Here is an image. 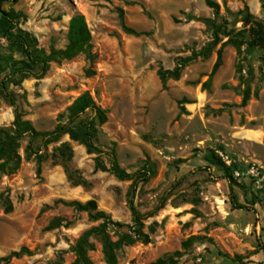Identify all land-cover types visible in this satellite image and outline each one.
Returning <instances> with one entry per match:
<instances>
[{
  "label": "rangeland",
  "instance_id": "1",
  "mask_svg": "<svg viewBox=\"0 0 264 264\" xmlns=\"http://www.w3.org/2000/svg\"><path fill=\"white\" fill-rule=\"evenodd\" d=\"M214 1L217 15L205 0H19L4 6L19 13L18 28L46 53L66 46L75 14L84 16L91 35L92 60L78 55L51 63L40 80L17 76L8 84L22 120L50 132L66 121L74 100L88 93L106 113L94 144L112 151L127 173L147 161L154 165L152 178L136 186L133 202L143 214L162 198L164 207L146 222L150 243L124 248L117 264H150L175 252L180 256L174 264H238L235 256L264 264V55L247 45L237 51L225 44L211 76L227 41L220 34V42L191 61L177 80L163 85L157 76L203 51L213 39V24L238 33L248 14L264 22L259 0ZM123 25L138 34L125 32ZM9 57L23 59L0 40V65ZM246 89L250 98L242 105ZM13 120V108L0 94V129L12 131ZM27 143V137L19 141V168L0 174V258L24 250L8 264H49L63 251L62 264H70V246L92 224L86 214L55 205L58 200H94L113 220L130 223L131 182L95 171L94 155L68 136L39 152L44 156L37 171ZM63 143L72 152L67 161L55 152ZM39 146L38 140L35 150ZM209 152L232 170L237 203L246 208L232 209L222 172L205 160ZM101 158L108 164L107 154ZM55 218L61 226L47 230ZM89 257L105 264L98 244Z\"/></svg>",
  "mask_w": 264,
  "mask_h": 264
},
{
  "label": "trees",
  "instance_id": "2",
  "mask_svg": "<svg viewBox=\"0 0 264 264\" xmlns=\"http://www.w3.org/2000/svg\"><path fill=\"white\" fill-rule=\"evenodd\" d=\"M19 0H0V40L7 42L11 49L21 53L23 59L19 61L9 57L8 63L0 65V94L13 108L14 120L12 122V131L0 129V174H11L20 166V155L17 150L19 141L23 137L28 138L27 152L34 155L37 163V171H39L43 154H39L41 150L46 149L49 145L59 142L63 136H68L73 142L82 145L86 153L94 155V170L106 172L115 177L119 181L131 182V191L127 202L130 213V223H121L113 220L112 217L104 211L98 209L94 200L86 202L79 201H55L54 204H62L65 207L72 208L75 212L84 213L89 223L92 224L86 229L70 246L69 252L73 255V261L70 264H93L89 253L95 250L98 244L101 248V254L105 264H117L119 253L124 248L134 244L150 243V233L147 231L146 222L154 217L163 207L165 198L154 207L150 212L143 214L137 210L133 202L134 190L137 185L147 183L154 174V165L147 161L145 165L134 173H127L120 169L116 163L114 153L111 151L106 153L94 144L97 126L106 122V113L99 107L95 106L93 100L88 93L80 95L70 105L67 110L66 121L56 126L52 131L41 133L36 131L28 121L22 120V116L18 110L14 95L8 90V84L13 78L20 76L26 78L31 76L37 80L42 79L49 70L51 63H59L63 60H71L78 55H84L88 60L93 59L91 52V35L87 27L84 16L81 14L73 15L68 23L67 44L63 49L51 48L47 53L36 47V41L28 33L18 28L19 13L12 10L7 11L4 6L7 4H16ZM262 11H264V0H259ZM205 4L215 15L219 13L220 7L214 0H205ZM122 18V11H119ZM125 32L133 35L138 33L128 29L123 25ZM227 38V41L221 45L217 51V59L211 71V76L217 71L221 62V51L225 44H229L237 51L244 45L248 48H256L264 55V22L255 18L253 15H246L244 19V29L238 33L234 31H225L221 25L212 26V41L200 53H193L190 57L181 59L180 62L171 70L160 69L157 76L164 85L168 79L177 80L183 69L199 54L209 51L219 42V35ZM248 36V40H244L243 35ZM249 91L243 92L242 105H246L249 100ZM89 112L90 115L86 116ZM40 141L37 150L34 148L36 141ZM57 157L61 161H67L71 158V149L67 143L61 144L55 148ZM109 156L108 164L102 160V155ZM55 156V155H53ZM208 165L219 169L222 172V179L225 180L229 188V197L232 209H244L246 207L239 205L236 200L234 187L236 181L233 172L223 160L215 153L209 152L205 155ZM11 209V205H7V210ZM59 218L53 219L47 226V230L55 229L61 226ZM264 255V247L261 246ZM24 250L14 251L0 258V264H8L12 259L20 258L24 255ZM60 252L57 258L49 264H62V254ZM180 253L175 252L173 255L158 259L150 264H174L175 258ZM238 264H246L239 256L234 257ZM263 264V263H259Z\"/></svg>",
  "mask_w": 264,
  "mask_h": 264
}]
</instances>
